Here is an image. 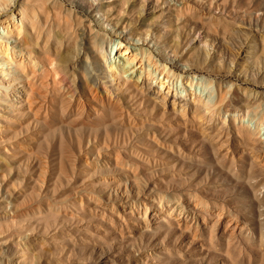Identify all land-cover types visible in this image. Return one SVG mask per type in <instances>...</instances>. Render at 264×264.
Here are the masks:
<instances>
[{"label": "rangeland", "instance_id": "1", "mask_svg": "<svg viewBox=\"0 0 264 264\" xmlns=\"http://www.w3.org/2000/svg\"><path fill=\"white\" fill-rule=\"evenodd\" d=\"M4 9L0 264H264V0ZM83 24L108 41L81 51L96 87ZM119 41L201 80L130 85Z\"/></svg>", "mask_w": 264, "mask_h": 264}, {"label": "bare ground", "instance_id": "2", "mask_svg": "<svg viewBox=\"0 0 264 264\" xmlns=\"http://www.w3.org/2000/svg\"><path fill=\"white\" fill-rule=\"evenodd\" d=\"M79 8L81 10V5H79ZM1 13L6 14V17L3 20H1ZM13 26H15V23L11 20L10 16L7 15V11H5V9L2 11L0 10V28L2 29L3 35L11 34ZM78 32L80 35V43L78 45L79 47L76 44V46L78 47V50L77 52L75 51L76 52L75 59L77 61L78 67L80 69L83 68V70L86 73H88V78L91 84L95 86L96 85L94 83L95 74L93 73L95 70V66L92 61L88 62L86 59L81 58V51L83 53V49L85 48V42L89 39L94 45V47L100 50L102 57H105V51L107 48L108 41L106 40L104 36L100 35V33L88 34L85 36V25L84 24L79 27ZM113 48L115 49L114 54L116 55L118 53L117 54L118 57L113 59L110 66L115 68L116 71L120 74V76L124 77V79H126L128 81V84L130 85L137 86V87L138 86L143 87V85L149 86L151 84L147 82L145 78L149 76L157 82V85L160 88L166 89V94L168 95L170 85L167 82L171 78H174L175 81L179 79L181 82L187 81L190 83L191 87L194 81L198 82V80H201V78H198L196 76H192V75L183 76V75L176 73L174 68H171V66L167 67L166 64L161 63V61L157 60L148 49L135 47V46L129 47L121 41L117 42L116 45L113 46ZM0 53L6 56H9V54L11 53L7 40L0 42ZM20 60L22 62V59ZM63 60L66 61L67 58H63ZM143 60L145 61V64H146L145 67H143V64H144ZM0 64H3V63H0ZM30 67L32 69L33 67L32 63H30ZM172 67H176V66L172 65ZM135 77L136 79H133ZM33 86H34L33 82L29 84L30 99L31 97L34 96L35 88ZM89 90L90 92L95 91V89L92 87H89ZM95 94L96 93H94L93 96H95ZM90 97H92L91 93H90ZM174 99H177V98L173 97V100Z\"/></svg>", "mask_w": 264, "mask_h": 264}]
</instances>
